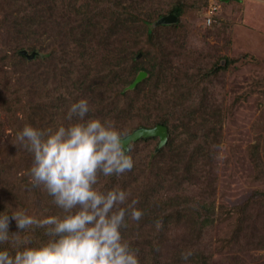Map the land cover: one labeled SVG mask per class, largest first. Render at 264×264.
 Listing matches in <instances>:
<instances>
[{"label": "trees", "instance_id": "1", "mask_svg": "<svg viewBox=\"0 0 264 264\" xmlns=\"http://www.w3.org/2000/svg\"><path fill=\"white\" fill-rule=\"evenodd\" d=\"M24 1L29 10L13 19L14 24L13 20H6L12 28L13 42L2 57L4 60L10 56L16 64H31L32 73L26 75L24 83H28L27 87L37 94L40 85L48 83L36 71L33 72L32 66L37 64L21 51L41 52L50 59L56 54V43L47 41L49 38L44 36L52 35L49 31L57 24V0ZM162 1L164 5L160 2L150 10L146 0H72L68 17L74 22L71 31H75L66 47L59 43V51L64 55L59 74L64 77L62 87L66 102L88 98L93 108L89 116L111 120L124 130L125 136L139 127L152 128L158 124L167 127V142L160 149L154 148L149 153L151 162H136L137 153L132 146L156 137H140L131 141V145L129 143L134 158L133 168L120 176L108 177L112 179L109 188L119 186L127 189L131 193L129 199L135 198L138 201L135 206L144 212L139 221L128 219L122 228L124 237L138 249L141 264H209L208 255L201 251H194L192 257L183 260L180 253L185 248L179 245H184L188 233L199 237L202 227L215 217V176L212 175V165L222 143V111L219 106L223 104L227 93L225 77L236 66L232 64L231 56L225 53H215L210 63L197 66V60L191 58L193 50L185 47L187 33L178 34L180 45L173 51L175 49L169 46L168 37L180 28L189 8H198L199 4L194 2L188 8V2L184 0ZM169 14L177 16L175 23L160 21ZM128 25L132 29L137 28L135 34L130 32L133 34L130 36L126 30ZM215 29L218 27L215 26ZM178 64L182 67L186 65V68L175 72ZM140 71H146L147 75L133 88H129ZM15 76L18 78L16 73ZM4 83L9 84L0 79L1 89ZM176 91L180 92L179 97ZM196 100L197 108L192 110ZM211 101L212 107L217 110L216 116L207 123H199L194 116L198 117L197 114L204 110L201 107L204 102ZM5 102H8L9 108L12 107L11 97ZM35 102L29 103L31 107L27 115L30 119L16 122L18 129L15 134L25 124L56 126L61 122L59 116L65 115L71 104L57 103L51 105L53 111L37 113L40 106ZM257 125L261 133L250 150L257 172L264 175V120ZM178 128L182 129L184 138L173 133ZM177 137L179 140L175 141ZM7 153L0 158V211L7 206L9 209L19 206L38 217L59 212L46 190L30 182L32 158L28 157H32V154L16 143L12 152ZM162 156L172 157L176 165L170 169L173 174L161 165ZM188 159L194 161L196 177H201L193 194L184 189V184L194 176L184 179L180 174L176 175L180 170V166H177ZM24 160L30 161V164L26 173L19 176L12 168L15 163ZM198 167L203 168L200 174ZM178 227L183 234L175 233ZM9 230L21 231L15 220L11 221ZM28 235L34 242L47 239L41 228L29 230Z\"/></svg>", "mask_w": 264, "mask_h": 264}, {"label": "rangeland", "instance_id": "2", "mask_svg": "<svg viewBox=\"0 0 264 264\" xmlns=\"http://www.w3.org/2000/svg\"><path fill=\"white\" fill-rule=\"evenodd\" d=\"M17 1L3 0L0 4V79L9 82L7 85L4 83L2 89L0 87V158L14 149L15 131L18 129L16 122H27L26 119H30L27 115L31 107L29 103L37 100L35 104L40 106L37 108L38 111L36 110L37 113H49V110L53 111L51 105L57 103H73L64 99L65 91L62 87L64 77L59 74L64 58L59 51L61 49L59 43L66 47L75 31H71L74 22L68 17L72 0L56 1L57 24L49 31L52 35L44 36L49 38L47 41L53 40L56 43L57 50L52 59L36 51H33L35 54L32 58L24 54L37 64L32 66L33 72L36 71L42 80L48 83L40 85L37 94L27 87L28 83H24L26 75L32 73L31 64L29 62L16 64L11 61L10 56L4 60L2 57L5 51L12 47L13 42L12 28L6 20H13L22 15L23 11L29 10L26 1ZM184 1L188 2V8L194 2L199 4V7L189 8L180 28L168 37L169 46L176 51V46L180 45L177 40L178 34L187 33L185 47L193 50L191 58L197 60V66L202 67L203 64L210 63L215 53H225L231 56L232 64L236 68L226 74L227 93L223 104L219 106L222 111V143L212 165V175L215 176L213 182L215 217L202 227L199 237L195 238L192 233H188L184 245L180 242L177 247L180 244L179 247L192 249L193 252H204L208 255L209 264H264V175L257 172L250 150L261 133L257 123L264 120V0ZM160 2L163 4L162 0H146V6L153 10ZM209 16L212 18L210 23ZM14 22L15 20L12 24ZM215 26L218 29H215ZM136 29V27L132 29L130 25L126 28L130 36L133 35L131 33L135 34ZM179 65L174 69L175 72L186 68V65L183 67ZM179 93L177 92L178 97ZM10 97L12 109L9 108L8 102H5L8 98L10 100ZM193 105L192 110H195L198 101L193 102ZM201 107L204 110L197 114L198 117L194 116L199 123H207L216 116L217 110L212 107V101L204 102ZM64 117L65 115L59 116V119L67 123ZM181 131L182 129L178 128L173 133H178V136L184 138ZM155 137L134 143L132 147L137 153L136 162L152 161L148 155L154 148L156 150L159 144V137ZM178 140L177 137L175 141ZM190 161L188 159L178 165L180 170L176 175L180 174L184 179L194 176L190 182L184 184L186 186L184 189L193 194L201 177H196L193 170L194 161ZM29 164L30 161H20L15 163L12 169L17 175H24ZM161 165L164 169L166 166L168 170L176 167L171 156H162ZM202 165L204 168L205 164ZM186 167L188 169H185ZM203 168H197L199 174ZM172 171L168 173L173 174ZM101 179L104 182L103 186L108 189L112 179L103 177ZM179 228L175 233L183 234Z\"/></svg>", "mask_w": 264, "mask_h": 264}, {"label": "clouds", "instance_id": "3", "mask_svg": "<svg viewBox=\"0 0 264 264\" xmlns=\"http://www.w3.org/2000/svg\"><path fill=\"white\" fill-rule=\"evenodd\" d=\"M92 110L88 98H80L67 108V123L25 124L16 132L14 143L32 154L31 184L42 186L60 211L39 217L19 206L0 211V264H141L122 228L144 212L127 189H105L101 179L133 168L131 146L124 130L90 117ZM12 220L21 231L9 230ZM35 228L47 239L34 242L28 232ZM193 254L185 249L181 258Z\"/></svg>", "mask_w": 264, "mask_h": 264}, {"label": "water", "instance_id": "4", "mask_svg": "<svg viewBox=\"0 0 264 264\" xmlns=\"http://www.w3.org/2000/svg\"><path fill=\"white\" fill-rule=\"evenodd\" d=\"M177 20V16L173 14H169L167 16H164L161 18L160 21L163 22H174ZM23 54L28 56L29 58H32L34 56V52L29 53L27 50L23 49L21 51ZM147 75L146 71H140L134 81L128 86L129 88H133L139 81H141L145 76ZM150 136H157L159 137V144L157 149H160L163 147L168 139V130L167 127L164 125H156L152 128H147V127H139L134 129L131 133L127 134L125 136V145L127 143L129 144L131 141H135L140 137H150Z\"/></svg>", "mask_w": 264, "mask_h": 264}, {"label": "built area", "instance_id": "5", "mask_svg": "<svg viewBox=\"0 0 264 264\" xmlns=\"http://www.w3.org/2000/svg\"><path fill=\"white\" fill-rule=\"evenodd\" d=\"M212 21L211 16L208 17V23H210Z\"/></svg>", "mask_w": 264, "mask_h": 264}]
</instances>
